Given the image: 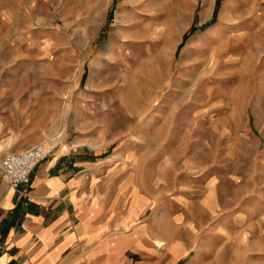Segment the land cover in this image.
Here are the masks:
<instances>
[{
    "label": "rangeland",
    "instance_id": "obj_1",
    "mask_svg": "<svg viewBox=\"0 0 264 264\" xmlns=\"http://www.w3.org/2000/svg\"><path fill=\"white\" fill-rule=\"evenodd\" d=\"M0 138L92 153L162 264H264V0H0Z\"/></svg>",
    "mask_w": 264,
    "mask_h": 264
},
{
    "label": "crops",
    "instance_id": "obj_2",
    "mask_svg": "<svg viewBox=\"0 0 264 264\" xmlns=\"http://www.w3.org/2000/svg\"><path fill=\"white\" fill-rule=\"evenodd\" d=\"M9 147L0 138V168ZM47 149L27 197L0 174V264H162L157 236L137 224L144 199L132 202L127 183L114 189L99 179L92 153ZM176 245L168 264L181 258Z\"/></svg>",
    "mask_w": 264,
    "mask_h": 264
},
{
    "label": "built area",
    "instance_id": "obj_3",
    "mask_svg": "<svg viewBox=\"0 0 264 264\" xmlns=\"http://www.w3.org/2000/svg\"><path fill=\"white\" fill-rule=\"evenodd\" d=\"M47 152L48 149L43 145H35L23 152H5L0 174L8 180L11 187L27 197L25 187L31 183L33 171L46 157Z\"/></svg>",
    "mask_w": 264,
    "mask_h": 264
},
{
    "label": "bare ground",
    "instance_id": "obj_4",
    "mask_svg": "<svg viewBox=\"0 0 264 264\" xmlns=\"http://www.w3.org/2000/svg\"><path fill=\"white\" fill-rule=\"evenodd\" d=\"M207 5H209V3H208ZM96 20H97V19H96V17H95V21H96ZM96 22H97V21H96ZM96 22H95V23H96ZM95 23H94V24H95ZM77 143H78V142H77ZM157 245H159V246H165L166 243H165V242H159V241H158V242H157Z\"/></svg>",
    "mask_w": 264,
    "mask_h": 264
}]
</instances>
